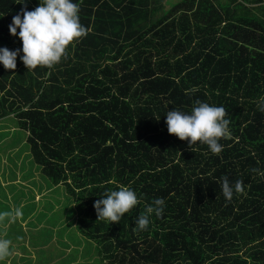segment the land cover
<instances>
[{"label":"trees","instance_id":"trees-1","mask_svg":"<svg viewBox=\"0 0 264 264\" xmlns=\"http://www.w3.org/2000/svg\"><path fill=\"white\" fill-rule=\"evenodd\" d=\"M23 2L0 0V48L22 49L9 25L40 0ZM75 2L87 35L66 59L0 65V121L13 116L29 134L31 159L73 200L79 234L103 264H264V175L253 171L264 172V0ZM198 101L231 121L219 155L167 130L169 110ZM225 177L244 193L227 201ZM119 186L140 203L119 223L98 220L95 202ZM156 198L164 213L135 231Z\"/></svg>","mask_w":264,"mask_h":264},{"label":"clouds","instance_id":"clouds-1","mask_svg":"<svg viewBox=\"0 0 264 264\" xmlns=\"http://www.w3.org/2000/svg\"><path fill=\"white\" fill-rule=\"evenodd\" d=\"M25 3L26 0L21 4ZM79 12L80 5L75 0H40L39 6L32 11L22 8L9 25L10 34L22 41V49L11 51L7 47L0 48V65L14 71L17 57H20L28 71L38 67L53 69L66 59L69 46L87 35ZM259 110L264 111V106H260ZM226 115L223 106L198 101L190 112L169 110L166 114L167 130L181 141H187L190 148L199 143L207 145L212 154L219 155L224 149L221 140L231 138V121ZM253 171L264 175L258 169ZM244 190L243 181L237 180L233 185L227 177L223 179L222 194L227 201H231L234 194L244 193ZM139 203L137 193L131 187L119 186L106 190L102 198L95 202L94 208L98 220L113 224L119 223ZM164 210L165 200L154 199L135 221L134 230L146 231L151 217L161 216ZM22 214L20 209H16L14 213H0V219L9 218L10 222H14ZM11 243L9 239H0V259L10 254Z\"/></svg>","mask_w":264,"mask_h":264},{"label":"rangeland","instance_id":"rangeland-1","mask_svg":"<svg viewBox=\"0 0 264 264\" xmlns=\"http://www.w3.org/2000/svg\"><path fill=\"white\" fill-rule=\"evenodd\" d=\"M28 138L15 117L0 121V213H23L14 222L0 219V239L12 242L10 254L0 263L103 264L97 245L76 228L73 200L31 159Z\"/></svg>","mask_w":264,"mask_h":264},{"label":"crops","instance_id":"crops-1","mask_svg":"<svg viewBox=\"0 0 264 264\" xmlns=\"http://www.w3.org/2000/svg\"><path fill=\"white\" fill-rule=\"evenodd\" d=\"M24 180H25V178H24ZM9 182H10V181H9V179H8V183H7V184H9ZM29 222H31V221H29ZM29 222L27 223V226H28V227H30ZM58 234H59V232H58Z\"/></svg>","mask_w":264,"mask_h":264}]
</instances>
